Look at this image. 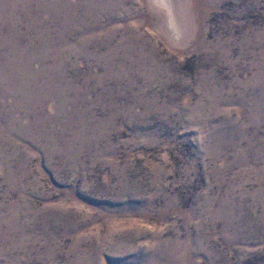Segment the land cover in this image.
Returning <instances> with one entry per match:
<instances>
[{"label":"rangeland","instance_id":"374dc122","mask_svg":"<svg viewBox=\"0 0 264 264\" xmlns=\"http://www.w3.org/2000/svg\"><path fill=\"white\" fill-rule=\"evenodd\" d=\"M0 264H264V0H0Z\"/></svg>","mask_w":264,"mask_h":264}]
</instances>
